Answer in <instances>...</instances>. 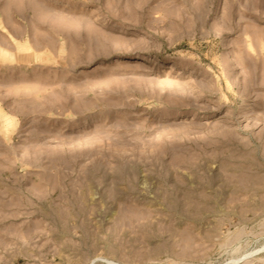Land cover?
<instances>
[{
    "label": "rangeland",
    "instance_id": "obj_1",
    "mask_svg": "<svg viewBox=\"0 0 264 264\" xmlns=\"http://www.w3.org/2000/svg\"><path fill=\"white\" fill-rule=\"evenodd\" d=\"M0 264H264V0H0Z\"/></svg>",
    "mask_w": 264,
    "mask_h": 264
}]
</instances>
